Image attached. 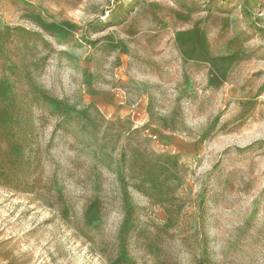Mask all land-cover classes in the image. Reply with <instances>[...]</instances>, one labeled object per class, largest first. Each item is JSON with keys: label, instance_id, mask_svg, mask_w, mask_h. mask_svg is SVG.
Segmentation results:
<instances>
[{"label": "rangeland", "instance_id": "rangeland-1", "mask_svg": "<svg viewBox=\"0 0 264 264\" xmlns=\"http://www.w3.org/2000/svg\"><path fill=\"white\" fill-rule=\"evenodd\" d=\"M0 264H264V0H0Z\"/></svg>", "mask_w": 264, "mask_h": 264}]
</instances>
